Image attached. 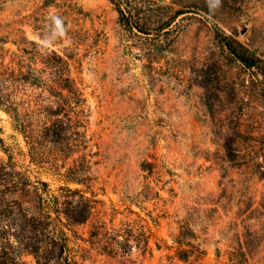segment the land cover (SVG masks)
Wrapping results in <instances>:
<instances>
[{"label":"rangeland","instance_id":"obj_1","mask_svg":"<svg viewBox=\"0 0 264 264\" xmlns=\"http://www.w3.org/2000/svg\"><path fill=\"white\" fill-rule=\"evenodd\" d=\"M137 1L148 6L152 29L160 14L184 12L161 37L157 58L150 54L159 37L126 30L110 0H0V63L28 64L23 50H36L32 42L56 50L90 106L85 151L101 212L70 231L76 264H264V178L233 167L225 149V133L240 122L264 134V75L245 68L216 35L264 60V0ZM0 85L28 99L10 81ZM0 138V162L13 158L28 169L26 138L3 110ZM98 217L113 234L144 226L150 250L133 241L104 247L106 234H92Z\"/></svg>","mask_w":264,"mask_h":264},{"label":"trees","instance_id":"obj_2","mask_svg":"<svg viewBox=\"0 0 264 264\" xmlns=\"http://www.w3.org/2000/svg\"><path fill=\"white\" fill-rule=\"evenodd\" d=\"M55 1L44 0V3L52 5ZM110 1L126 30L146 33L149 37L154 32L159 37L156 54L155 51L150 54L154 58L161 51V37L171 34L173 23L184 13L180 9L160 14L156 28L152 29L153 24L145 20L148 6L137 0ZM197 6L211 11L212 5L201 2ZM159 7L168 10L172 5ZM145 28L148 29L144 31ZM216 35L245 68L264 75L262 58L234 38ZM32 43L38 46L36 50H23L26 58L30 55L28 64H19L21 67L16 69L0 63V83L10 81L17 90L28 93V99L20 101L4 94L0 85V110L13 117L16 130L25 136L30 162L28 169L13 158L0 162V264H30L26 260L28 256L33 257L35 264H76L70 231L87 224L101 212L97 208L100 200L92 188V164L85 151L91 110L80 82L72 76L69 61L56 50ZM22 60L25 58L18 61ZM24 86H28V92ZM225 139L233 167L243 168L249 178H264V134L249 133L240 122L225 133ZM75 154L78 156L73 158ZM44 175L61 182L58 189L43 180ZM136 225L139 226L129 225L124 233L119 230L113 234L98 217L92 234L98 238L106 234L104 247L108 240H114L121 248H130L131 242H136L145 254L150 250V235L144 226ZM188 257L180 255L183 260Z\"/></svg>","mask_w":264,"mask_h":264}]
</instances>
